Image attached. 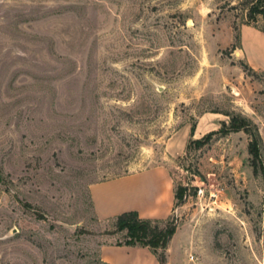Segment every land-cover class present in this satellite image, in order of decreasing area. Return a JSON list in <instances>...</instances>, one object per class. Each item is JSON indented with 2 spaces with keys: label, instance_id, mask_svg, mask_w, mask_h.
Listing matches in <instances>:
<instances>
[{
  "label": "rangeland",
  "instance_id": "1",
  "mask_svg": "<svg viewBox=\"0 0 264 264\" xmlns=\"http://www.w3.org/2000/svg\"><path fill=\"white\" fill-rule=\"evenodd\" d=\"M259 11L0 0V264H108L125 232L97 217L91 187L151 169L186 188L161 220L179 231L170 264L181 249L191 264H264Z\"/></svg>",
  "mask_w": 264,
  "mask_h": 264
},
{
  "label": "crops",
  "instance_id": "2",
  "mask_svg": "<svg viewBox=\"0 0 264 264\" xmlns=\"http://www.w3.org/2000/svg\"><path fill=\"white\" fill-rule=\"evenodd\" d=\"M91 197L100 219H114L122 212L136 210L143 218L164 220L171 215L176 202L173 187L159 177L155 169L96 183L91 187ZM178 234L176 230L168 245L167 264L172 261ZM103 247L104 260L110 264H159L148 247L117 244ZM180 254L185 264H191L189 254L182 249Z\"/></svg>",
  "mask_w": 264,
  "mask_h": 264
},
{
  "label": "trees",
  "instance_id": "3",
  "mask_svg": "<svg viewBox=\"0 0 264 264\" xmlns=\"http://www.w3.org/2000/svg\"><path fill=\"white\" fill-rule=\"evenodd\" d=\"M263 2L264 0H257V3ZM259 12L264 14V11ZM231 121L235 124L238 118L233 116ZM254 148L255 144L250 143L251 153ZM185 192L186 188L180 186L175 192V197L183 200ZM114 221L116 231L125 232V240L118 241L117 245L148 247L156 255L159 264H166V250L177 228L174 220L165 223L159 219L143 218L138 211L130 210L116 216Z\"/></svg>",
  "mask_w": 264,
  "mask_h": 264
},
{
  "label": "built area",
  "instance_id": "4",
  "mask_svg": "<svg viewBox=\"0 0 264 264\" xmlns=\"http://www.w3.org/2000/svg\"><path fill=\"white\" fill-rule=\"evenodd\" d=\"M204 192H205V189L199 185V189H198V197H201L204 195ZM190 259L193 260L194 259V256L193 255H190Z\"/></svg>",
  "mask_w": 264,
  "mask_h": 264
}]
</instances>
